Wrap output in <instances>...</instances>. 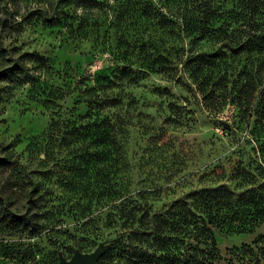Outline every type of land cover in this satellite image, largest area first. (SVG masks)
Here are the masks:
<instances>
[{"label": "rangeland", "instance_id": "rangeland-1", "mask_svg": "<svg viewBox=\"0 0 264 264\" xmlns=\"http://www.w3.org/2000/svg\"><path fill=\"white\" fill-rule=\"evenodd\" d=\"M95 1L85 13L87 30L74 36L43 19L47 0H0V68L14 60L28 68L17 80L0 81V192L17 211L36 209L41 222L35 235L0 227V264H58L60 255L70 258L75 250H106L124 230L123 219L112 215L123 198L140 216L201 187L223 183L243 190L250 185L244 175L257 176L264 137L256 143L234 105L216 97L224 86L218 93L208 86L204 100V74L171 77L147 67L149 53L169 52L173 59L182 45L188 48L186 38L167 33L177 30L164 17L183 5L193 10L198 1ZM208 1L211 10L231 13V0ZM221 45L208 38L190 47L214 52ZM24 53L48 59L52 68L34 73L39 63ZM244 57L236 55L237 67ZM93 93L116 94L122 113L131 116L119 176L113 154L98 156L90 138L45 136L54 121L68 125L83 114L84 99ZM115 177H122L119 198ZM213 235L219 264H264V220L240 232L216 228Z\"/></svg>", "mask_w": 264, "mask_h": 264}, {"label": "trees", "instance_id": "trees-1", "mask_svg": "<svg viewBox=\"0 0 264 264\" xmlns=\"http://www.w3.org/2000/svg\"><path fill=\"white\" fill-rule=\"evenodd\" d=\"M196 1L199 3L197 8L190 10L184 9V5L179 6L181 10L177 15L164 17L165 22L177 30L171 27L167 33L171 30L181 39L186 38L188 48L182 45L180 54H175L173 59L169 52L149 53L147 67L171 77L178 71L188 72L194 79L204 74L200 76L207 78L202 92L204 100L211 94L206 90L208 86L217 93L224 86L225 90L216 97L234 105L238 116L245 118L248 134L257 143L264 137V0H231L229 15L222 14L219 9L211 10L208 0H190L192 4ZM97 4L95 0H47L43 19L55 21L64 26L67 34L77 36L78 32L87 30L86 11ZM208 38L220 42L221 48L198 53L191 49L196 40ZM186 53L185 59H181ZM238 53L245 55L240 67H237L238 62L235 65ZM23 55L39 63L34 73L52 68L48 59L31 53ZM26 70L23 63L14 60L0 68V81L17 80ZM207 71H210L208 76ZM215 77L217 80L211 81L210 85L209 81ZM84 102L87 109L83 114L68 125L54 121L45 136L62 132L90 138L97 145L98 156L113 154L118 164L115 175L119 176L124 166L120 161L124 155V136L131 116L126 110L122 113L123 101L116 94L93 93L85 97ZM111 106H116L114 112L108 111ZM260 144L257 147L260 146L261 155L255 165L257 176L254 173L244 175L250 185L243 190H232L223 183L201 187L188 192L183 199L173 200L163 211L152 214L145 211L140 216L135 205L128 208L126 198L116 203L112 215L123 219L124 230L110 240L108 248L99 257V264H113L107 261L109 256L119 257L122 264H219L214 229L240 232L250 230L264 220V149ZM4 162L5 159L0 158V166ZM121 178L115 177L116 198L122 195ZM6 198L0 192V227L37 234L41 222L36 209L28 205L26 212L17 211Z\"/></svg>", "mask_w": 264, "mask_h": 264}, {"label": "water", "instance_id": "water-1", "mask_svg": "<svg viewBox=\"0 0 264 264\" xmlns=\"http://www.w3.org/2000/svg\"><path fill=\"white\" fill-rule=\"evenodd\" d=\"M104 248H97L91 252L75 250L70 258L59 256L58 264H98L99 257L103 254Z\"/></svg>", "mask_w": 264, "mask_h": 264}]
</instances>
